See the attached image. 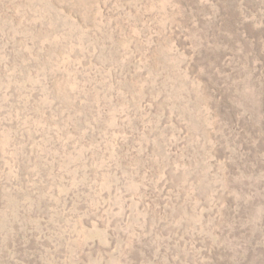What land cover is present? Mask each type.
<instances>
[{
  "label": "rangeland",
  "instance_id": "374dc122",
  "mask_svg": "<svg viewBox=\"0 0 264 264\" xmlns=\"http://www.w3.org/2000/svg\"><path fill=\"white\" fill-rule=\"evenodd\" d=\"M0 264H264V0H0Z\"/></svg>",
  "mask_w": 264,
  "mask_h": 264
}]
</instances>
